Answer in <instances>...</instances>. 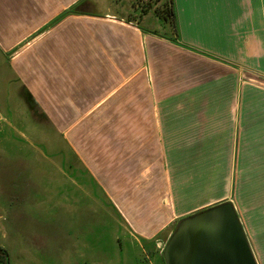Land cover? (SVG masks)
Returning a JSON list of instances; mask_svg holds the SVG:
<instances>
[{"label": "crops", "instance_id": "obj_1", "mask_svg": "<svg viewBox=\"0 0 264 264\" xmlns=\"http://www.w3.org/2000/svg\"><path fill=\"white\" fill-rule=\"evenodd\" d=\"M82 1L0 0V85L35 102L134 244L162 256L184 216L231 200L264 264V0H174L176 40Z\"/></svg>", "mask_w": 264, "mask_h": 264}, {"label": "rangeland", "instance_id": "obj_2", "mask_svg": "<svg viewBox=\"0 0 264 264\" xmlns=\"http://www.w3.org/2000/svg\"><path fill=\"white\" fill-rule=\"evenodd\" d=\"M148 4L153 7L143 19ZM159 4L89 0L78 11L123 14L163 35L169 29L154 13ZM13 87L7 94L0 85V249L10 264H165L154 247L133 243L64 137L25 91L19 96L17 82Z\"/></svg>", "mask_w": 264, "mask_h": 264}, {"label": "water", "instance_id": "obj_3", "mask_svg": "<svg viewBox=\"0 0 264 264\" xmlns=\"http://www.w3.org/2000/svg\"><path fill=\"white\" fill-rule=\"evenodd\" d=\"M163 257L165 264H258L231 200L183 217Z\"/></svg>", "mask_w": 264, "mask_h": 264}, {"label": "trees", "instance_id": "obj_4", "mask_svg": "<svg viewBox=\"0 0 264 264\" xmlns=\"http://www.w3.org/2000/svg\"><path fill=\"white\" fill-rule=\"evenodd\" d=\"M88 1L89 0H83L74 8L73 11L77 12L79 14H83V15L103 17V16H101L99 14H95V13H86V12L78 11L79 8H81ZM149 6H151V5L148 4L146 7H144V6L142 7L141 18H144L145 15H147L149 13L148 9L149 8L151 9L153 7V6L152 7H149ZM154 13L158 17V19H160L162 21V23L164 25H166V27L169 30H168V33H165L163 35L158 33L157 31H151V30H149V31L152 33H155V34H160L162 37H166L170 40H176L175 35H177L178 22H177V12H176V8H175L174 0H160V4L154 8ZM120 19H123L126 22H132V20H128L127 18H125V16L123 14H122V16H120ZM137 25H138V27L145 29L141 24H137ZM0 258L4 259V264H10V258H9L8 251H6L4 249H0Z\"/></svg>", "mask_w": 264, "mask_h": 264}]
</instances>
